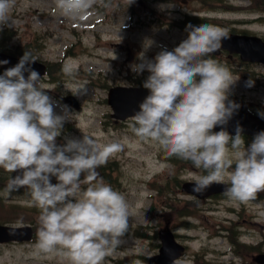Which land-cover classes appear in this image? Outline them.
<instances>
[{"label": "rangeland", "instance_id": "rangeland-1", "mask_svg": "<svg viewBox=\"0 0 264 264\" xmlns=\"http://www.w3.org/2000/svg\"><path fill=\"white\" fill-rule=\"evenodd\" d=\"M171 1L134 0L129 5L128 0H95L85 17L80 19L64 15L57 9L55 0H10L9 24L17 31L10 43L24 45L32 43L36 37L43 41L44 47L38 58L48 62L53 70L50 78L45 77L40 83L55 103L57 113L62 114L67 106L64 112L67 120L57 138L58 144H63L65 137L82 138L86 132L100 143L124 145L97 169L98 179L122 193L130 210L129 229L122 237V243L105 257L102 264H148L147 257L159 250L157 233L167 223L186 245L180 258L184 264L253 263V255L264 250V192L257 193L256 198L248 202L227 195L198 200L183 191L181 184L205 175L203 168L197 169L191 162L183 160L174 164L157 143L142 141L134 135L130 127L132 118L118 125L110 116L112 109L107 102V85H129L141 76L146 79L144 73L138 75L131 70L133 63H139L137 56L144 50V42L152 41L146 52L148 59H154L162 49L173 50L187 38L184 20L185 15L192 14V7L207 12L204 14L209 24L264 36L262 0ZM259 15L261 17L255 19ZM213 58L224 65L230 63L233 77L239 78L230 94L242 93L254 107L264 109V79L257 88H249L246 83L255 70L264 74V67L241 65L238 56L228 54ZM58 62L64 67L62 73L55 70ZM65 68L70 69V74ZM4 71L0 68V74ZM80 88L87 90L74 94L81 103L80 109L76 110L60 99ZM244 139L247 147L254 137ZM181 164L184 166L180 167ZM52 183H57L55 177ZM2 197L20 200L22 205L15 210L0 205V220L13 221L20 216L22 221L8 222L14 225L33 220L35 239L26 243L0 244V264H70L55 253H36L40 210L30 194L16 196L9 193ZM239 239L251 245L234 243L232 247L233 241Z\"/></svg>", "mask_w": 264, "mask_h": 264}, {"label": "clouds", "instance_id": "clouds-1", "mask_svg": "<svg viewBox=\"0 0 264 264\" xmlns=\"http://www.w3.org/2000/svg\"><path fill=\"white\" fill-rule=\"evenodd\" d=\"M94 2L55 0L64 15L80 19ZM133 2L128 0L129 5ZM10 6V0H0V28L11 26ZM185 31L186 39L171 51L162 49L154 59L146 57L152 45L146 40L139 63L131 65L138 75L149 73L143 82L149 94L132 116L131 131L142 141L157 143L168 156L203 168L205 175L192 178L193 192L202 193L227 178L229 198L254 200L264 192V131L247 147L240 126L235 135L223 127L213 131L240 107L228 100L239 78L211 55L231 37L226 29L207 23H189ZM35 61L25 51L15 66L0 74V168L18 173L10 177L6 191L28 189L40 210L37 254L55 253L70 264H102L122 243L130 210L122 193L98 179L97 169L124 145L100 143L82 130V138L65 137L58 144L67 106L62 114L56 112L40 83L41 74L31 67ZM8 63L0 60V65ZM65 71L70 74V69ZM246 83L251 87L255 81ZM86 91L80 88L73 94ZM258 114L264 118V111Z\"/></svg>", "mask_w": 264, "mask_h": 264}, {"label": "water", "instance_id": "water-1", "mask_svg": "<svg viewBox=\"0 0 264 264\" xmlns=\"http://www.w3.org/2000/svg\"><path fill=\"white\" fill-rule=\"evenodd\" d=\"M229 35L231 38L223 40L221 47L241 53V56L244 59L264 61V44L260 39L245 34L237 35L229 33ZM0 60H8L9 63L4 64L8 67L10 64L16 65L20 59L0 52ZM31 67L37 70L40 74L45 71V66L37 61L32 63ZM27 75L28 73L25 72L26 77ZM148 94L149 90L143 87L119 85L110 88L108 102L114 110L112 116L118 119H125L127 116L134 115L135 112L139 110V104ZM65 100L74 104L76 107H79L78 102L72 95L65 97ZM228 100L236 102L240 107L233 113L226 125H218L214 128L215 130L220 131L223 127L231 135L235 134L237 126L242 127L243 133H259L260 131H264V118L252 115L246 109L244 102L229 97ZM193 186V182H186L184 183L183 188L193 192ZM227 187V183H213L204 192L196 194L203 197L210 193L223 191ZM30 237L31 228L29 226L11 227L0 225V241L10 239L23 240L29 239ZM160 237L162 239L160 253L151 256L149 258V263L178 264L174 260L180 256L182 250H184V246L176 241L174 233L169 228L161 230ZM257 260L264 263V253L259 254Z\"/></svg>", "mask_w": 264, "mask_h": 264}, {"label": "trees", "instance_id": "trees-1", "mask_svg": "<svg viewBox=\"0 0 264 264\" xmlns=\"http://www.w3.org/2000/svg\"><path fill=\"white\" fill-rule=\"evenodd\" d=\"M16 32L15 31H12V28L10 27H6V28H3L0 30V49L3 50V51H9V52H13L15 54H20L23 56L24 52L25 51H28L31 53V55L35 54L36 52L34 51V43H37V45H40L41 46V38H39V40H37L38 37H36L33 41L34 42H28V43H25L24 46H19V45H12L10 43L13 35L15 34ZM58 65H61L59 62H58ZM58 73H62L63 72V69L60 68L59 66H55ZM52 70H53V66L50 65L49 67V72L52 73ZM145 73V72H144ZM144 78L140 77V78H137V79H134V81L138 84H141L143 85V80ZM174 158L176 159H179L178 157L176 156H173ZM16 192H21V191H16Z\"/></svg>", "mask_w": 264, "mask_h": 264}, {"label": "flooded vegetation", "instance_id": "flooded-vegetation-1", "mask_svg": "<svg viewBox=\"0 0 264 264\" xmlns=\"http://www.w3.org/2000/svg\"><path fill=\"white\" fill-rule=\"evenodd\" d=\"M190 11H191V13H199V12H203L202 11V9H200V7L199 8H191L190 9ZM254 64H258V63H254V62H251V63H249V62H246V65L247 66H252V65H254ZM260 72V73H259ZM253 73H255L257 76H258V79H259V81H258V84L259 85H261V79H264V74L263 73H261V70H255V72H253ZM254 88H256V86H254Z\"/></svg>", "mask_w": 264, "mask_h": 264}, {"label": "bare ground", "instance_id": "bare-ground-1", "mask_svg": "<svg viewBox=\"0 0 264 264\" xmlns=\"http://www.w3.org/2000/svg\"><path fill=\"white\" fill-rule=\"evenodd\" d=\"M187 18H190V19H193L195 20V17L192 15V14H189V15H185Z\"/></svg>", "mask_w": 264, "mask_h": 264}]
</instances>
